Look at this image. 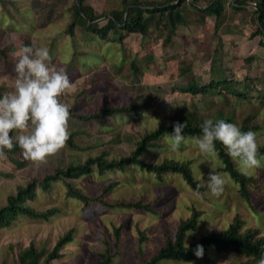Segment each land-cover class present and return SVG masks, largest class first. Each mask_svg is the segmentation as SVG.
Instances as JSON below:
<instances>
[{
    "label": "rangeland",
    "instance_id": "374dc122",
    "mask_svg": "<svg viewBox=\"0 0 264 264\" xmlns=\"http://www.w3.org/2000/svg\"><path fill=\"white\" fill-rule=\"evenodd\" d=\"M14 1L16 7L9 4L11 13L15 14L14 19L0 3V43H12L10 53L13 58H17L14 53L20 47L27 46V41L31 42V46L47 47L53 62L66 68L75 84V91L61 98L73 112H94L105 104L152 105L109 117L102 122H85L71 113L69 130L76 132L80 148L66 145L57 154L48 157L46 163L28 161L22 151L18 158L25 162L23 167H17L8 156L6 159L0 158V172L9 173V176L0 173V206L5 203L8 194L15 192L18 184L25 183L32 176L41 178L59 165L70 161L82 162L104 151L109 158L128 154L146 130L173 122L179 107L196 108L207 118L223 112L226 120L231 119L230 122L238 126L244 117L251 115V121H260L263 125L254 132L264 136V89L258 94L253 86L244 100L232 95L194 96L180 89L189 81L193 82L194 78L205 83L212 75L219 78L225 74L238 79L250 75L257 80L258 87L264 85L261 36H252L255 39H230L239 30L246 35L253 29L249 22L251 12L247 9L231 10L232 15L246 17L248 22L235 23L238 25L236 30L229 31L227 26L231 28L233 20L228 22L226 15L223 14L220 24L215 27L213 18L190 6L187 23L180 25L171 39H167L166 33L160 29H153L146 36L127 37L122 45L118 41L87 35L81 28H77L75 35L70 37L65 30L71 19L69 7L75 0ZM122 2L84 0L98 13L120 8ZM226 4L230 5L227 0ZM100 23H104V20H100ZM55 35H58L56 39H51ZM77 57L83 63L75 61ZM134 62L138 73L133 67ZM15 63L12 61L7 72L0 61V85L5 86L4 93L13 90ZM185 136L188 142L182 144L179 151L170 149V135H166L156 145L149 147L142 159L161 162L164 158H192L194 174L206 185L212 169L226 177L227 184L222 195L213 196L208 187L203 194L195 191L178 173L158 177L137 165L129 166L124 171L103 173L95 168L90 175L75 181L88 195H95L105 183L118 180L119 183L108 195L110 200H155L152 210L113 208L99 202L85 205L67 196L65 181L55 182L49 191L38 189L37 198L29 203L38 209L58 206L60 211L48 220L18 216L11 225L0 229V264H17L11 245L25 247L34 242L37 247L50 251L59 236L71 228L74 229L73 239L62 247L63 256L50 264H99L100 254L107 248L113 253L111 264H147L164 244L166 235L174 236L178 223L190 215L194 206L202 209L203 214L197 227L187 231V244L209 230L225 229L237 213L245 218L247 225L260 227L264 234V160L260 168L250 171L260 176L263 185L260 189L252 188L253 207L240 191L239 184L228 172L220 169L222 161L219 156L209 158L200 154L194 143L195 138L200 136ZM119 226L122 227L121 236L119 243L115 244V227ZM141 232L146 235L142 243L139 241ZM189 232L193 234L188 236ZM246 260V256L218 251L215 246L209 245L204 249L203 257H197L193 262L163 259L159 264L258 262L244 263Z\"/></svg>",
    "mask_w": 264,
    "mask_h": 264
},
{
    "label": "trees",
    "instance_id": "16d2710c",
    "mask_svg": "<svg viewBox=\"0 0 264 264\" xmlns=\"http://www.w3.org/2000/svg\"><path fill=\"white\" fill-rule=\"evenodd\" d=\"M203 0H152L145 2L143 0H123L122 7L113 8L108 12L98 13L91 4H85L84 0H75L69 7L71 19L66 27L65 32L74 36L77 28H81L87 35H95L101 40L118 41L123 45L125 39L131 35L146 36L152 32L153 29H160L165 32L167 39H171L176 33L178 27L187 23V12L190 6L195 7L200 12L206 15H212L216 18V26L220 24L226 6V0H208V6L202 8ZM257 3V9L254 10V19L257 21L256 29L252 36L261 35L264 38V0H237V5H229L232 8L243 10L249 8L251 2ZM4 11L15 18V14L11 13L10 5H14V0H0ZM104 23H100V20ZM18 20V19H17ZM55 35L51 39H56ZM26 45L31 46V42H25ZM12 47L11 42L0 43V61L5 71L9 72L12 61L17 62L18 58H13L10 53ZM75 61L80 59L75 58ZM74 61V62H75ZM73 62V61H72ZM69 62L70 65L74 63ZM78 63V62H76ZM134 62L133 67L136 68ZM77 66V64H76ZM138 73V69L136 68ZM256 79L250 75L245 78L238 79L234 76L222 75L215 78L212 75L207 82H202L200 79H193L189 84L181 86V90L187 91L194 96L205 95H219V96H236L241 100L246 99L250 94V88L254 86L258 90V94L262 87H258ZM258 87V88H257ZM5 90L4 85H0V97L3 96ZM262 95V94H261ZM264 96V93L263 95ZM152 103H122V104H105L102 108L94 112L76 113L70 109L71 113L78 119L85 122H102L103 120L116 116L119 114L132 113L142 110L143 108L151 107ZM212 119L214 122L223 119L224 113L215 115V117L207 118L196 108L185 109L179 107L173 117V122L161 124L151 130H146L137 139L135 146L126 155L120 157L109 158L107 152H102L96 156H89L84 161L74 163L70 161L64 165H59L54 168L52 172L45 174L39 178L32 176L25 183H20L16 186L14 193L8 194L4 204L0 206V229L12 224L18 216H27L31 218L48 220L51 216L60 211L58 206H50L45 209H38L31 205L29 201L35 200L38 195V189L49 191L55 182L65 181L66 194L72 196L85 205L91 202H99L105 206L113 208H135L143 210H152V204L155 200L145 202L143 198L137 200L115 199L110 200L108 195L110 191L119 183L118 180H112L105 183L100 191L95 195H88L84 188L76 184V180L90 175L96 168L101 173L104 171L120 170L124 171L129 166H139L148 172L156 174L161 177L168 173H178L185 180L188 186L195 191L204 193L207 185L196 177L192 170L193 159L185 160L176 158H164L161 162H147L142 159L146 150L156 145L158 140L166 135H171L173 132V125L176 122H187V127L182 134L191 136H201V125L207 120ZM252 116L244 117L239 125L242 131H256L263 127L260 121H251ZM15 135V133H12ZM67 146L78 149L80 145L77 142L76 132H71L68 139ZM216 150L219 158L222 161L220 169L228 172L231 178L234 179L240 186V191L248 200L251 206L254 207L252 188L260 189L263 185L260 182V176L250 173L248 175L242 174L240 165L233 160L228 154L224 146L220 142H216ZM19 146H15L11 151L6 150L8 156L17 167H23L24 161L18 157L21 154ZM261 156H264V143L259 149ZM2 175L9 176V173L0 172ZM254 191V190H253ZM158 198V197H157ZM156 198V200H157ZM203 210L194 206L188 217L183 218L178 223L174 236L167 234L164 244H162L157 252L151 256L147 264H159L160 260L172 259L178 261L193 262L197 259L194 250L197 244L203 246L205 249L209 245L215 246L218 251L233 252L247 257L246 262L258 261L264 256V234L258 226L247 225L245 218L237 213L230 224L221 230L212 229L207 233L194 237L190 243L185 242L188 230L195 229L198 225ZM122 227H115V244L119 243ZM73 231L71 228L64 234L60 235L55 245L50 251L46 248H39L34 242H30L28 246L19 247L18 245H11L12 251L15 254L17 264H50L53 260L59 259L63 256L61 252L68 242L73 239ZM140 243H142L146 235L141 232ZM188 245V246H187ZM113 260V253L109 248L100 254L99 264H111ZM240 264H243L241 262Z\"/></svg>",
    "mask_w": 264,
    "mask_h": 264
},
{
    "label": "clouds",
    "instance_id": "9594fccd",
    "mask_svg": "<svg viewBox=\"0 0 264 264\" xmlns=\"http://www.w3.org/2000/svg\"><path fill=\"white\" fill-rule=\"evenodd\" d=\"M14 55L18 58L14 66V87L0 97V158L6 159V150L11 151L18 145L26 160L46 163L48 157L66 147L71 136V111L61 98L74 92L75 84L67 69L53 62L47 47L22 46ZM186 127L187 122L173 125L169 145L173 152L188 142L182 134ZM201 132L194 143L202 156L217 157L216 142H220L227 154L239 163L242 174L248 175L261 167L264 156L259 149L264 136L242 131L238 125L223 119L205 120ZM226 184V177L212 169L207 183L211 194L219 197ZM192 234L189 232L188 236ZM194 254L202 258L203 246L197 244ZM257 264H264V256Z\"/></svg>",
    "mask_w": 264,
    "mask_h": 264
},
{
    "label": "crops",
    "instance_id": "0c3cea01",
    "mask_svg": "<svg viewBox=\"0 0 264 264\" xmlns=\"http://www.w3.org/2000/svg\"><path fill=\"white\" fill-rule=\"evenodd\" d=\"M205 1H208V0H205ZM204 1V3L205 4H203V5H201L202 6V8H205V7H207L209 4H208V2H205ZM231 10H237V11H241V10H238V9H235V8H232V7H229V6H226V8H225V10H224V15H226V20L228 21V22H230V21H232L233 20V22H232V27H233V29H231V28H229L230 27V25L229 26H227V25H225V26H227V29L229 30V31H235L236 30V27L238 26V25H236L235 23H243V22H245V24L248 22L247 20H246V17H242L243 18V20H242V18H238V17H235L234 15H232V13H231ZM247 10H248V12L250 11L251 12V16H250V19H249V22H251V24L253 25V29H251V31H250V33L249 34H247L246 33V35H242V33H243V31L242 30H239L238 32H235V34H233V35H231L230 36V39H255V38H257L256 36H253V37H255V38H253L252 37V32L255 30L254 29V27H256L257 26V21H256V19H254V9L249 5V8H247ZM247 10H245V11H247ZM205 16H208L210 19H212L213 20V23L215 22V27H218V26H216V18H215V16H212V15H205ZM223 22H224V18H223ZM239 29V28H238ZM216 30V29H215ZM231 33V32H230ZM226 34V33H225ZM258 36V35H257ZM261 36V35H260ZM261 43H262V45L264 46V38L261 36ZM245 50V49H244Z\"/></svg>",
    "mask_w": 264,
    "mask_h": 264
},
{
    "label": "built area",
    "instance_id": "2783aa9c",
    "mask_svg": "<svg viewBox=\"0 0 264 264\" xmlns=\"http://www.w3.org/2000/svg\"><path fill=\"white\" fill-rule=\"evenodd\" d=\"M237 0H227L228 4L230 5H237ZM254 10L257 9V3L255 1H252L251 2V5H250Z\"/></svg>",
    "mask_w": 264,
    "mask_h": 264
}]
</instances>
